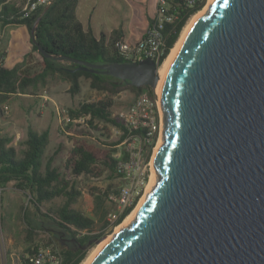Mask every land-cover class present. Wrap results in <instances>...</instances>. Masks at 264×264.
I'll return each mask as SVG.
<instances>
[{"label": "water", "instance_id": "95a60500", "mask_svg": "<svg viewBox=\"0 0 264 264\" xmlns=\"http://www.w3.org/2000/svg\"><path fill=\"white\" fill-rule=\"evenodd\" d=\"M39 20L30 35L44 58L158 95L152 59L94 64L52 56L33 36ZM158 100L156 182L87 264H264V0H213Z\"/></svg>", "mask_w": 264, "mask_h": 264}, {"label": "trees", "instance_id": "16d2710c", "mask_svg": "<svg viewBox=\"0 0 264 264\" xmlns=\"http://www.w3.org/2000/svg\"><path fill=\"white\" fill-rule=\"evenodd\" d=\"M25 1L23 0L22 5ZM165 1L175 20L164 27L166 50L156 64L157 68L163 64L179 40L188 21L203 9L207 0L192 8L186 6L185 0ZM77 2L78 0H55L47 8H38L24 16L21 6L0 0V28L13 24L23 25L29 34L31 51L36 52L42 61L38 71L29 72L25 69L29 55L14 66L6 67L3 63L4 55L0 54V115L4 113L5 103L21 95L37 96L52 81L66 82L69 85L66 92L72 98L79 94L82 80L88 82L91 90L103 95L101 99L82 101L76 107L67 109L70 125L80 127L82 134L80 137L68 136L71 147L62 167L54 163L57 151L51 155L46 154L50 142L47 130L38 131L29 126L25 139L18 147L11 145L13 136L0 129V188L11 183L15 190L26 194L27 204L24 208L20 206L22 219L27 220L26 212L30 208L33 216L40 215L51 221L77 243L75 249L60 248L51 236L46 241L41 239L42 242H35L37 233L29 220L26 221L28 230L25 241L30 245L23 252H31L38 243L54 244L62 258L61 264H81L89 249L87 245H94L95 240L110 233L136 206L138 196L129 206L124 207L115 222L110 223L107 215L116 210L115 204L107 206L104 201H107L110 193L117 195L120 188L108 186L102 192L93 189L91 197L96 219L90 218L76 207L82 194L76 178L84 175L96 179L105 172L112 178L125 176V170L122 171L119 164L128 163L130 156L125 150L122 151L121 158H116L114 154L128 133L119 116L113 115L114 98L126 90L133 95L130 104L141 94L154 98L152 91L146 86L136 88L109 75L76 69L78 65L69 60L44 58L39 53L31 41L30 31L40 17L33 36L46 53L94 64L127 62L117 48V43L124 40V30L115 29L109 35L101 34L97 37L92 30L84 29L77 19ZM79 118H84V121L73 122ZM116 129L122 133L117 140H113L112 134ZM136 133L141 138L137 150L146 162L155 142L145 144L142 140L145 134L143 129Z\"/></svg>", "mask_w": 264, "mask_h": 264}, {"label": "rangeland", "instance_id": "374dc122", "mask_svg": "<svg viewBox=\"0 0 264 264\" xmlns=\"http://www.w3.org/2000/svg\"><path fill=\"white\" fill-rule=\"evenodd\" d=\"M23 43L22 33H19V38L15 41V44L22 46ZM25 45L26 44H24V46ZM20 51V49L18 51L13 50L12 57L14 60L18 57ZM34 53V57H30L29 59L27 57L26 59L25 69L29 72L38 71L42 65L41 57L36 52ZM67 85L68 84L66 82L52 81L48 83L45 88L41 89V92H39L37 96L21 95L13 98L4 104L8 106V112L0 115V129L4 133H8L13 136L11 145L14 146H21L22 141L26 137L27 128L29 126H32L38 131L47 130L49 132L50 142L47 147L46 154L51 155L53 152L57 151L54 163L60 167H62L67 152L71 147V141L68 136L80 137L82 134L80 127H77L74 124L70 125V121L66 115L67 109L76 107L78 103L82 101L97 100L103 97L102 94H98L91 90L87 81L82 80L79 94L72 98L65 91ZM155 98L157 99L159 105L158 97L156 96ZM114 99L115 104L113 107V115L117 116L124 114L127 111L128 106L133 99V95L130 91L126 90ZM55 108H60L65 111L63 118L61 116V121L56 115ZM160 134L161 131L159 133V139ZM112 139L117 140L118 136L113 133ZM157 143L158 141L154 144L148 161L145 162L144 158L141 156L138 160L141 172H144L146 177L145 185L140 189V192L137 195L138 201L136 206L146 192V188L153 171L152 156ZM127 146V142H125L117 147V152L115 153L117 158L122 157V151H126ZM138 147L139 146H136V150ZM135 171L136 167H133L132 165L126 166V174H129V179L132 175H135ZM127 180V175L124 177L112 178L108 172H105L100 178L96 179L88 178L84 175L76 178L77 186L82 191L76 207L80 209L84 215L96 219L91 197V192L94 193L93 189H98L101 192L108 186H113L114 189H117L123 186ZM58 201L59 200H57V203ZM104 202L105 205H110L108 201ZM26 204V194L15 190L11 183L5 188H0V264H14L17 258L30 245L25 241L27 237L26 231L28 230L26 221L29 220H31V224L34 227V232L37 233L35 242H42L41 239L46 241L51 236L55 239L56 245L60 248L64 247L75 249L77 247V243L70 237L69 234L65 233L62 229L58 228L46 218L40 215L33 216L30 208H28L26 212L27 220L22 219L23 213L20 206H23L24 208ZM114 231L115 230L113 229L102 238L112 235ZM98 244L95 243L89 247L87 246L89 249L86 258L81 264H83L84 261L92 254Z\"/></svg>", "mask_w": 264, "mask_h": 264}, {"label": "built area", "instance_id": "2783aa9c", "mask_svg": "<svg viewBox=\"0 0 264 264\" xmlns=\"http://www.w3.org/2000/svg\"><path fill=\"white\" fill-rule=\"evenodd\" d=\"M54 1L55 0H26L21 7V12L24 16H27L38 8H47ZM202 1L203 0H185V3L188 8H192ZM174 20L175 16L170 13L166 1L157 0L155 14L143 37L135 43H129L125 40L117 43L119 54L127 62H137L144 58H150L157 64L166 50L165 37L163 34L164 27L166 24H172ZM3 110L4 113H7L9 110L8 106L3 105ZM55 111L61 121L65 111L60 108H55ZM118 116L128 133L121 144L127 142L128 146L126 152L129 154L130 159L129 162L124 165L119 164L122 171L125 170L124 173L128 177L127 182L120 187L117 195L110 193L107 197V201L109 203H114L116 209L110 211L107 215V220L110 223L117 220L118 215L122 212L124 207L132 203L134 198L139 194L140 189L145 185L146 175L144 172H141L140 166L138 165L140 153L136 150V146L141 144V138L136 131L140 129L145 131L142 140H144L146 145H149L159 140V133L161 130V114L158 101L155 97L152 99L145 94L139 95L135 101L128 106L127 111ZM83 121L84 118H79L73 122ZM113 133L119 137L122 131L116 129ZM114 156L117 158L115 154ZM127 165L136 167L135 175H132L130 179L129 174H126ZM61 263L62 258L54 244L38 243L31 252H23L14 264Z\"/></svg>", "mask_w": 264, "mask_h": 264}, {"label": "crops", "instance_id": "0c3cea01", "mask_svg": "<svg viewBox=\"0 0 264 264\" xmlns=\"http://www.w3.org/2000/svg\"><path fill=\"white\" fill-rule=\"evenodd\" d=\"M16 6H23V0H7ZM157 0H78L76 17L84 29H90L99 37L101 34L109 35L115 29L124 30V40L129 43L139 41L146 32L148 25L155 14ZM22 33V46L15 41ZM29 34L23 25H7L0 28V54H3V63L12 67L21 62L26 55L28 59L34 57L29 42ZM24 44H26L24 46ZM20 51L17 58L12 52ZM42 63V61H41ZM42 66V65H41ZM69 88L67 85L65 91Z\"/></svg>", "mask_w": 264, "mask_h": 264}, {"label": "bare ground", "instance_id": "6f19581e", "mask_svg": "<svg viewBox=\"0 0 264 264\" xmlns=\"http://www.w3.org/2000/svg\"><path fill=\"white\" fill-rule=\"evenodd\" d=\"M212 1L213 0H208L207 1L208 3L206 2L205 7L201 11H199L198 13H196L194 16L191 17V19L186 24V26H185V28H184L179 40L177 41L175 46L171 49L169 55L167 56V58L165 59V61L161 65L160 69H158V75L160 76V81H159V84H158V95H157V97H159V91H160V87H161V83L163 81V78L165 77V75H166L168 69L170 68V66L172 65L174 59L178 55V53H179V51H180V49L182 47V44L184 43V40L186 39L187 35L191 31V29H192L193 25L195 24V22L197 21V19L208 11L209 6H210ZM161 142H162V139H161V134H160V139L158 140V143H157L156 147H158L161 144ZM156 179H157L156 178V174H155V172L153 170L152 173H151V176H150L149 183H148L147 188H146V192H145L144 196L140 199V202L138 203L136 208L122 221V223H120L118 226H116L114 228L115 231H114V233L112 235H109V236H106V237L100 239V241L98 242L99 244L97 243L98 245L96 246V248L94 249L92 254L84 261L83 264H87L91 259H93L98 254V252L114 237L115 232L118 229H120L123 225H125L132 218V216L134 215L135 210L137 209L139 204L142 202V200L145 198L146 193H148L149 190L152 188L153 184H155Z\"/></svg>", "mask_w": 264, "mask_h": 264}]
</instances>
